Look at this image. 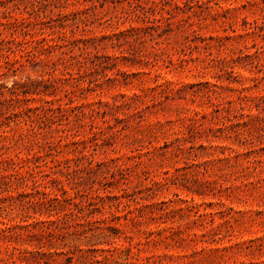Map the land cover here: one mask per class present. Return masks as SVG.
<instances>
[{
	"label": "rangeland",
	"instance_id": "1",
	"mask_svg": "<svg viewBox=\"0 0 264 264\" xmlns=\"http://www.w3.org/2000/svg\"><path fill=\"white\" fill-rule=\"evenodd\" d=\"M0 264H264V0H0Z\"/></svg>",
	"mask_w": 264,
	"mask_h": 264
}]
</instances>
